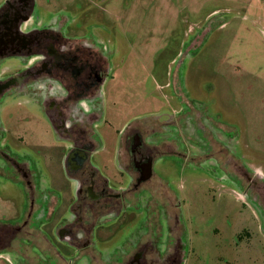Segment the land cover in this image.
<instances>
[{"label": "rangeland", "instance_id": "obj_1", "mask_svg": "<svg viewBox=\"0 0 264 264\" xmlns=\"http://www.w3.org/2000/svg\"><path fill=\"white\" fill-rule=\"evenodd\" d=\"M36 1L57 15L61 29L95 41L110 57L98 163L113 180H120L112 158L125 129L152 118L179 122L205 107L198 123L204 141L194 149L188 122L180 142L188 153L153 165V182L166 184L179 204V264H264L263 219L225 176L234 160L264 175V0ZM18 102L6 126L48 162L41 174H51L62 195L72 188L52 164L62 142L39 124L34 106ZM220 129H229L230 142L214 140Z\"/></svg>", "mask_w": 264, "mask_h": 264}, {"label": "flooded vegetation", "instance_id": "obj_2", "mask_svg": "<svg viewBox=\"0 0 264 264\" xmlns=\"http://www.w3.org/2000/svg\"><path fill=\"white\" fill-rule=\"evenodd\" d=\"M43 8L36 0L0 4V208L11 207L0 212V259L10 264H179V204L166 184L153 182V165L163 157L185 156L184 124L190 117L197 127L204 115L192 111L179 122L162 117L129 126L112 158L120 179L113 180L107 164L98 163L99 130L106 122L101 89L109 78L110 57L95 41L61 29L57 15ZM20 100L34 106L42 119L38 123L62 142L60 157L50 162L72 184L62 195L51 174H41L39 167L48 162H39L43 157L27 151L20 132L6 126L10 106ZM231 162L225 176L259 212L264 232V176ZM163 185L162 192L155 189Z\"/></svg>", "mask_w": 264, "mask_h": 264}, {"label": "crops", "instance_id": "obj_3", "mask_svg": "<svg viewBox=\"0 0 264 264\" xmlns=\"http://www.w3.org/2000/svg\"><path fill=\"white\" fill-rule=\"evenodd\" d=\"M201 113H202V115H205V113H206L205 107H201V109L197 108L195 111H193L194 116H198ZM188 122H191V126H194L193 121H192V119L190 117L186 120L185 126H187ZM228 130L229 129H227V131H226V129L225 130L220 129V130L217 131L218 132L217 135H215L213 133L214 140L215 141L217 140V141H220V142L222 141V142H226V143L228 141L230 142L233 137H230L231 135H228L230 133ZM204 135H205L204 130L199 125H197V127L192 128L189 131V139L193 140L194 142H197V144L204 141ZM255 173H258L259 175L264 176L262 173H260V171H255ZM241 197H242V200L245 201L244 196L242 195Z\"/></svg>", "mask_w": 264, "mask_h": 264}, {"label": "water", "instance_id": "obj_4", "mask_svg": "<svg viewBox=\"0 0 264 264\" xmlns=\"http://www.w3.org/2000/svg\"><path fill=\"white\" fill-rule=\"evenodd\" d=\"M151 172H150V166L148 167V174H147V177L146 178H149Z\"/></svg>", "mask_w": 264, "mask_h": 264}]
</instances>
